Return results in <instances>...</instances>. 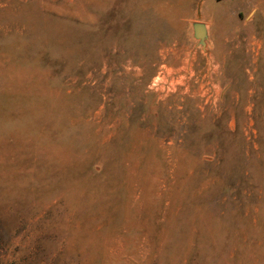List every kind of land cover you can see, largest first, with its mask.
I'll return each mask as SVG.
<instances>
[{"label": "rangeland", "instance_id": "rangeland-1", "mask_svg": "<svg viewBox=\"0 0 264 264\" xmlns=\"http://www.w3.org/2000/svg\"><path fill=\"white\" fill-rule=\"evenodd\" d=\"M0 264H264V0H0Z\"/></svg>", "mask_w": 264, "mask_h": 264}, {"label": "water", "instance_id": "water-1", "mask_svg": "<svg viewBox=\"0 0 264 264\" xmlns=\"http://www.w3.org/2000/svg\"><path fill=\"white\" fill-rule=\"evenodd\" d=\"M194 35L199 39L200 44L205 47L209 39V32L207 25L204 22H195L193 24Z\"/></svg>", "mask_w": 264, "mask_h": 264}]
</instances>
